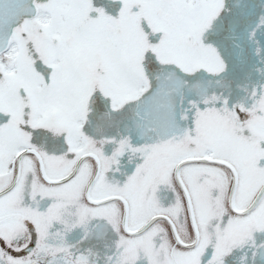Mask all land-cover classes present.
<instances>
[{
    "label": "snow or ice",
    "instance_id": "1",
    "mask_svg": "<svg viewBox=\"0 0 264 264\" xmlns=\"http://www.w3.org/2000/svg\"><path fill=\"white\" fill-rule=\"evenodd\" d=\"M0 264H264V0H0Z\"/></svg>",
    "mask_w": 264,
    "mask_h": 264
}]
</instances>
